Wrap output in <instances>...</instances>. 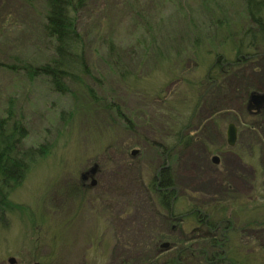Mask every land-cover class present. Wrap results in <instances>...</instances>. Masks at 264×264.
Returning <instances> with one entry per match:
<instances>
[{
	"label": "rangeland",
	"instance_id": "1",
	"mask_svg": "<svg viewBox=\"0 0 264 264\" xmlns=\"http://www.w3.org/2000/svg\"><path fill=\"white\" fill-rule=\"evenodd\" d=\"M43 2L0 0V16H8L0 18V117L10 111L25 126L24 147H49L48 155L9 194L10 210L0 214V261L8 264L12 256L17 264H119L122 257L129 264H147L145 258L155 253L149 240L158 233L160 220L151 216V200L131 177L154 175L163 159L157 143L171 147L174 135L185 127L190 147L177 149L170 158L182 195L177 213L194 207L207 212L217 198L228 205L237 198L257 197L264 180L257 151L264 144L263 131L242 125L240 116L248 97L244 92L249 95L264 86V60L259 73L251 76L247 66L231 80L245 100L242 108L232 100H214L221 98L222 84L213 99L205 96L196 107L209 86L204 81L214 56L234 58L232 46L247 27L241 0H171L162 8L144 6V0H90L80 32L91 47L88 62L95 81H86V87L95 98L78 85L59 95L46 78L31 81L24 75V63L38 66L49 58V44L40 30ZM107 39L113 41L118 69L108 64ZM196 40L199 47L194 48ZM145 42L150 48L144 57ZM168 51L180 57L160 66L159 53ZM133 52L141 56V64ZM109 104L131 122L130 130ZM230 123L241 131L232 147L225 142ZM133 149L138 150L134 156ZM125 162L131 166L124 170ZM93 164L108 194L88 191L71 200L69 184ZM110 187L117 189L110 199L114 210L104 200ZM231 212L224 218L231 216L235 229L245 231L233 233V243L225 250L242 259L238 261H246L247 255L249 264H264L249 242L257 238V212L238 216L237 205Z\"/></svg>",
	"mask_w": 264,
	"mask_h": 264
},
{
	"label": "trees",
	"instance_id": "2",
	"mask_svg": "<svg viewBox=\"0 0 264 264\" xmlns=\"http://www.w3.org/2000/svg\"><path fill=\"white\" fill-rule=\"evenodd\" d=\"M22 1L31 4L32 0ZM167 1L168 3L171 2V0H144L142 4L144 6L162 8ZM241 1L244 5L247 27L240 30V37L235 41L236 46H232L235 51L234 61H236L237 64L234 68H219L215 72L216 75L218 74L216 77L218 87L221 84L224 85L222 88L225 87V90H222L221 98H216L213 90L209 91L206 96L209 97V99L215 97V101L221 99L232 100V102L237 103V105L239 104L242 108L245 100H242V95H238L236 89H234L236 88V83H232L231 80H236L238 74L244 72L247 66L250 68L253 54L260 57V55L264 53V0ZM89 5L90 0H44L40 30L42 37L49 44V58L38 66L24 63L21 69L29 80L33 81L39 77H44L48 80L52 89L63 96L71 92V86H82L88 91L90 97L95 98L92 90L86 87V81H95V78H93L90 73L88 62V54L91 47L87 44L85 34H81L80 32V18L88 11ZM133 8L136 9V12L138 11L136 7ZM138 16L140 17V14L137 12L136 17ZM0 18L1 21H4L8 16L6 14H1ZM1 25H3V23H0V26ZM146 26L148 25L146 24ZM199 41L201 43L200 39ZM199 41L196 40L194 42V48L199 47ZM140 44L139 46L142 47ZM105 46L107 48L108 64L118 69L120 61L116 58V54L113 56V50L115 48L113 41L107 39ZM158 47L159 46H157V48ZM143 48V55H140L145 57V53H147V49L150 48V46L146 43ZM166 54L159 53L161 61L158 64H160V66L164 64L166 59H168L167 61H170V59L172 61V58L176 60L180 57L176 54H169V51L166 52ZM130 55L131 53L129 56ZM132 55L135 56L136 53L133 52ZM140 55L135 56L138 64L142 63ZM230 94H232V98ZM244 94L248 96V92L245 91ZM108 108H112L110 110H115V113L118 114V110L116 112V108L113 107L112 104H109ZM243 111L242 113H244ZM118 115L120 118L121 113ZM243 116L242 114L240 116L241 122L250 124V121H247V118ZM262 135L264 136V132H262ZM26 136L27 132L25 126L19 120L15 119L10 111L6 116L0 117V214L10 210L8 200L11 191L16 189L24 181L27 172L49 153L48 146L24 147ZM263 145H261V147L259 146L257 150L261 153V162L258 164V171L262 170L261 179H264ZM157 153H159V150ZM255 193L257 197L255 204H253L254 207H252V203L250 204L248 200L237 198L228 205L226 203L223 209H218L222 207H218L216 203L212 206H207V210L212 214L214 219H217L218 216L221 218L226 214H232V205H237L238 212H241L238 213V216L247 213L251 209L255 210L258 219L256 222L258 228L256 229V236L258 239L256 238V251L254 249L255 247L253 249L258 256L261 255L260 260L264 261V180ZM225 248L222 254L220 249L216 248V250L211 247H204L201 248V250H195L198 252L196 256H191L187 253L186 251L188 249H181L180 251H182V253L179 255L180 259L177 260V264H249V256L245 255L246 261H238L242 259H236L233 258V256L230 257L229 255L232 254V251L228 254ZM254 251L252 250V252L248 254L251 255ZM165 256L167 257V254ZM217 258L221 260L217 261ZM167 263L168 260L166 258V264Z\"/></svg>",
	"mask_w": 264,
	"mask_h": 264
},
{
	"label": "flooded vegetation",
	"instance_id": "3",
	"mask_svg": "<svg viewBox=\"0 0 264 264\" xmlns=\"http://www.w3.org/2000/svg\"><path fill=\"white\" fill-rule=\"evenodd\" d=\"M258 58V59H257ZM227 60L224 56L215 55L212 64L209 66L206 75H205V83H209L207 89L202 90L201 97L199 98V103H197L196 107L201 104L203 98L207 95V93L211 90L215 91L218 88V81L215 72L219 68H234L237 64L236 61ZM264 60V53L257 57L256 54L252 56V62H250V71L251 76L255 75L256 73L260 72L262 61ZM257 92H264V86L261 91ZM202 98V99H201ZM248 99V97H247ZM247 103V100H246ZM245 103V104H246ZM244 116L247 120H250V124L246 122L247 125H251L252 129H258L264 132V110H260L258 113H248L246 111V105L243 107ZM121 120L124 124L125 129L128 131L130 130V126L132 125L131 122L126 118V116L121 112ZM241 120V119H240ZM253 121V122H252ZM242 125L246 126L244 122H241ZM188 127V126H187ZM242 127V126H241ZM240 126H236V142L239 140L238 133L240 131ZM186 127L181 129L178 134L174 135L175 142L171 147H166L163 144L157 143V148L159 150V155L163 156V159L159 162L158 168L154 172V175L149 176L148 173L141 172L137 175V177L132 176L131 178L138 180L136 185L137 188L144 193V196L151 200V216H157L160 220V227L159 231L156 235L153 236L149 240L151 244V248L155 250L154 256L146 257L145 261L147 264H166V258L168 260L167 264H177V260L180 259V254L182 251L181 249H188L186 252L189 253L191 256H196L198 254L195 250H201L204 247H211L213 249H220L221 253H224V248L230 243H233L232 234L236 233L238 230L239 232H244L245 229H239L238 227L235 229L234 221L231 216L227 218L221 217L214 219L212 214L207 210L204 211L199 207L191 208L188 211H183L181 213L176 212V205L178 204L179 200L181 199V194L178 188L175 186L172 165L170 158L173 157V154L176 152L177 149L182 148V151H187L189 149L191 137L185 134ZM211 134V133H210ZM188 137V138H187ZM225 142H226V135H225ZM235 142V143H236ZM227 143V142H226ZM253 149V148H252ZM136 150L133 149L132 152ZM138 152V150H136ZM254 151V150H251ZM214 158V157H213ZM212 158V162H213ZM218 161V160H217ZM96 166V170L94 175L91 177L89 175L85 176L82 179V175L92 167ZM131 166V162H125V166H121L124 170ZM139 168V166H138ZM143 169V168H141ZM127 173V172H126ZM169 174V175H168ZM101 172L96 165H91L86 170H83L80 173L78 180L73 183L69 184V187L73 189L74 196L67 194L71 200H76L77 197L82 196V193L91 191L100 193L104 192L107 195V189L102 186L99 179L101 178ZM172 177V178H171ZM123 180V174L122 178ZM172 183V184H171ZM171 184V185H170ZM173 188H176L175 190ZM122 190L127 192V183L124 184V188L122 186ZM108 192L110 193V197H106L105 203L108 205L107 209L114 210L111 206V197L112 194H117V189L110 187ZM87 194V193H86ZM181 195V196H180ZM96 200V196L93 197ZM80 200V199H79ZM251 205L255 204L256 196L254 195L249 196L247 198ZM218 209H223L225 206V200L217 198L214 200L211 205L216 204ZM254 207V205L252 206ZM251 211V210H250ZM254 210L252 209V212ZM122 215L125 218L128 216V210L123 209ZM255 231V230H254ZM253 243V247L256 246V240L253 239L249 241ZM163 243L169 244V251L160 252V247ZM251 243V244H252ZM216 249V250H217ZM167 254V257L165 256ZM9 258H14L12 256L7 257V263ZM163 258V259H161ZM15 263L17 264V259L14 258ZM221 259L217 258V261ZM215 262V261H214ZM213 262V263H214ZM41 264V260H34L31 264ZM0 264H4V260L0 261ZM9 264V263H8ZM119 264H129V260L126 258L120 257Z\"/></svg>",
	"mask_w": 264,
	"mask_h": 264
},
{
	"label": "water",
	"instance_id": "4",
	"mask_svg": "<svg viewBox=\"0 0 264 264\" xmlns=\"http://www.w3.org/2000/svg\"><path fill=\"white\" fill-rule=\"evenodd\" d=\"M264 110V92H257V91H252L248 95L247 103H246V111L248 113H258L260 110ZM236 126L233 123L228 124L227 129H226V142L229 147H232L235 145L236 142ZM137 151L134 150L132 152V156L136 155ZM213 162L217 163V159L213 158ZM96 170V166H92L86 173L85 175H82V179H84L85 176H93ZM174 190L176 188H173ZM169 244L168 243H163L160 247V252H165L169 250ZM9 264H14L15 260L14 258H9L8 259ZM37 264V263H34Z\"/></svg>",
	"mask_w": 264,
	"mask_h": 264
}]
</instances>
